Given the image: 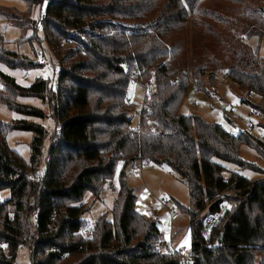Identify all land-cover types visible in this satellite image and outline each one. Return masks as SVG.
Masks as SVG:
<instances>
[{"label":"trees","instance_id":"trees-1","mask_svg":"<svg viewBox=\"0 0 264 264\" xmlns=\"http://www.w3.org/2000/svg\"><path fill=\"white\" fill-rule=\"evenodd\" d=\"M24 1L32 14L47 0ZM46 14L42 24L59 65L57 88L41 78L24 87L0 70V83L11 97L45 100L60 125L39 174L48 132L28 120L0 124V191L11 193L0 201V264H16L20 246L29 250L31 264H183L180 253L159 248L164 237L137 212V196L123 173L117 220L111 224L101 216L87 236L82 204L87 194L100 198L120 161L147 157L155 165L167 164L189 188L192 206L182 212L190 218V264H264V176L251 181L237 172L227 179L220 163L264 175L240 157L243 145L264 157L263 143L247 131L232 134L181 113L191 83L207 78L214 85L220 72L241 92L264 100V58L248 44L264 38V0H49ZM0 15L38 36L39 25L25 13L0 8ZM64 41L79 46L65 52ZM5 46L0 35L5 68L43 67ZM133 79L142 85L152 81L155 89L145 96L137 124L134 100H127ZM8 99L0 94L10 110L43 116L42 110ZM249 105L264 115L261 106ZM13 130L34 134L28 163L7 145ZM225 194L235 207L207 248L204 217L219 210ZM139 233L145 238L135 244Z\"/></svg>","mask_w":264,"mask_h":264},{"label":"rangeland","instance_id":"rangeland-1","mask_svg":"<svg viewBox=\"0 0 264 264\" xmlns=\"http://www.w3.org/2000/svg\"><path fill=\"white\" fill-rule=\"evenodd\" d=\"M49 4V0L45 1L41 8L38 6L31 10L32 14H28V5L24 0H0V8L4 10H16L17 13L26 14L25 16L30 19L32 25H39L38 36L35 34L34 29L23 31L10 22L5 21L0 15V35L3 36L5 41V48L7 51H13L20 53L26 59H29L31 63L36 65L39 62L40 54H46L49 58L47 66L37 67L32 66L30 68H20L16 70L8 69V72L12 73V76L16 78V81L21 86H28L33 84L36 80L43 79L47 81L50 87L56 89L59 78V65L56 58L50 55L48 51V44L46 43L45 24L40 22V13L46 14V10ZM33 11V12H32ZM40 39H39V38ZM34 41L33 43H31ZM63 45V51H70L71 49L79 46V43H66L61 42ZM248 44L253 50L260 52L261 57L264 58V38L260 39L253 37L248 39ZM65 45V46H64ZM5 68L0 64V69ZM6 69V68H5ZM7 71V70H6ZM25 71L31 73V77L26 82L22 80V75ZM173 83L175 81L173 80ZM192 86L188 92L185 101L181 108V113L186 116L193 114L200 116L205 121L217 124L226 129L227 132L236 134L240 131H247V123H252L254 129L247 132L252 134L255 139V143L262 142L264 145V115L262 112L254 111L249 104H256L262 107L264 110V100L254 94H246L240 91L238 86L232 83L226 78L223 72H220L216 78V82L212 85L207 78L204 79L203 84L191 83ZM205 87V88H204ZM204 92L210 91L213 94L212 101H208L203 93H197L196 90ZM0 94L3 98L8 99L9 102H15L31 105L39 110H42L43 116L40 118L25 117L12 111L6 104L0 103V124H10L12 121L28 120L44 127L48 132L43 144L42 165L39 174H43L46 166V158L50 149L52 137L57 134L60 128L59 124H55L52 117V108L45 100H38L37 98H14L11 97L4 86L0 83ZM129 95L135 103V109L133 114H139L144 108L146 87L141 85H134L131 82ZM199 101V104H195V101ZM234 107V111L239 114V119L236 122L220 111L221 108ZM138 115L134 120V124L138 122ZM34 138V134L27 131L13 130L7 136V145L11 150H14L19 154L25 163H28L31 158V142ZM240 157L248 163H254L259 170L264 172V157L258 152L254 146L243 145L240 150ZM225 167V176L228 179L232 173H240L243 177L250 179L251 181L259 180L264 175L261 172L255 170H239L238 166L229 164L226 162H220ZM125 175V181L129 189L134 190L137 196L136 210L145 219L150 222H155L160 233L164 239L160 242L169 241L171 238H175L172 246L174 249H184V255L191 252V233L189 229L190 218L182 212V208H191V197L189 188L181 178L174 174L172 169L167 164L150 166L144 170H131L128 164L120 161L117 165L115 178L106 182L103 193L100 198H96L91 192L87 194L82 204L86 206L87 212L83 215V219L87 221V230L93 229L97 220H108L111 224L115 223V218L119 213H116L115 202L118 198L119 178L121 174ZM227 194V193H226ZM225 194V198L226 195ZM11 198L9 190L0 191V201H7ZM83 232V231H82ZM145 238V234H137L135 244ZM5 252L8 253V246H3ZM16 264H31L30 252L27 248L20 246L17 251ZM71 261H68L69 263ZM65 264V262L60 263Z\"/></svg>","mask_w":264,"mask_h":264},{"label":"built area","instance_id":"built-area-1","mask_svg":"<svg viewBox=\"0 0 264 264\" xmlns=\"http://www.w3.org/2000/svg\"><path fill=\"white\" fill-rule=\"evenodd\" d=\"M50 1H53V0H50ZM46 20H47V14H43L40 20L41 23H45ZM39 58H40L38 62L39 65L41 66L48 65L49 58H47L46 54H40ZM30 77H31V73L29 71H25V73L22 75V80L26 82L27 80L30 79ZM132 82L134 85H141L143 87H146V95L154 92L155 90L152 81L145 82V85H142L139 79H133ZM196 91L197 93H203L208 99V101H212L213 94L210 91H205V93L200 91V89ZM127 100L129 103L132 101L130 100V97ZM195 104L196 105L199 104V101L198 100L195 101ZM220 111L228 115L231 118V120L234 122H236V120L239 119V114L234 111L233 106H230L228 108H221ZM246 127L248 129L247 131L254 129V125L252 123L251 124L247 123ZM129 166L131 170H141L142 171L144 169H147L150 166H154V163L148 157L147 158H134L129 163ZM220 201H221V204H220L219 210L214 211V212L208 211L204 217L205 219H204V224H203V229H202V236H203V239L205 241L207 248L212 247V234H213L212 232L221 225L224 215L229 210H231L233 207H235L234 202H231L230 200L226 199L225 195L220 197ZM91 235H92V230H89V232L87 233V236L91 237ZM173 241H174V238H172L170 242L164 240V242H161L159 244V248L162 250V252L164 253L166 252L168 254H173V253L179 254L180 253L183 258V264H190L189 263V260L191 257L190 253L187 255H184L183 253L184 249L187 250L185 247L179 250L174 249L172 246ZM187 253H188V250H187Z\"/></svg>","mask_w":264,"mask_h":264},{"label":"crops","instance_id":"crops-1","mask_svg":"<svg viewBox=\"0 0 264 264\" xmlns=\"http://www.w3.org/2000/svg\"><path fill=\"white\" fill-rule=\"evenodd\" d=\"M2 72H4L5 74H8V75H12V73L8 72V69L6 68H3V69H0ZM7 70V71H6ZM22 85V84H21ZM172 239V238H171ZM175 240V238H174ZM174 242V241H173ZM188 250V248H186Z\"/></svg>","mask_w":264,"mask_h":264}]
</instances>
